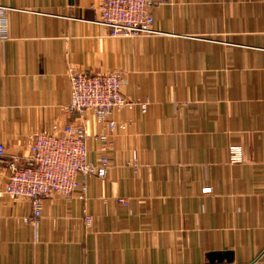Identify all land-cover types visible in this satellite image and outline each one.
Returning a JSON list of instances; mask_svg holds the SVG:
<instances>
[{
	"label": "crops",
	"instance_id": "1",
	"mask_svg": "<svg viewBox=\"0 0 264 264\" xmlns=\"http://www.w3.org/2000/svg\"><path fill=\"white\" fill-rule=\"evenodd\" d=\"M0 6V264H264V0H163L158 33L135 37L109 35L99 0ZM74 70H119L135 103L105 146L92 110L65 111ZM54 123L83 124L111 162L36 217L4 192L7 167Z\"/></svg>",
	"mask_w": 264,
	"mask_h": 264
},
{
	"label": "built area",
	"instance_id": "2",
	"mask_svg": "<svg viewBox=\"0 0 264 264\" xmlns=\"http://www.w3.org/2000/svg\"><path fill=\"white\" fill-rule=\"evenodd\" d=\"M163 0H99L100 23L109 29L111 37H135L158 33L155 28L154 9ZM6 8L0 6V39L9 36L2 15ZM70 100L64 105L68 113L83 114L92 110L96 120L104 124V131L97 138L108 142V131L125 123L112 118L115 112L132 108L135 104L122 91L123 75L119 70L87 74L74 70L69 73ZM145 107V106H144ZM88 134L81 123H67L35 133L24 157V164L14 159L8 163L4 192L14 200L29 201L34 215L41 216L44 199L55 195L65 198L78 194L86 196L87 185L82 177L104 178L111 159L104 154L92 158L88 148ZM6 154L5 144L0 142V158ZM230 160L243 161L242 148L230 146ZM205 192L210 190L206 187ZM125 205L128 202L121 199ZM89 222L91 217L85 215Z\"/></svg>",
	"mask_w": 264,
	"mask_h": 264
},
{
	"label": "water",
	"instance_id": "3",
	"mask_svg": "<svg viewBox=\"0 0 264 264\" xmlns=\"http://www.w3.org/2000/svg\"><path fill=\"white\" fill-rule=\"evenodd\" d=\"M215 257L219 258L220 260H221L223 257L228 258V260H232V257L230 256V254H226V255H219V254H216V255H215V254H213V255H211V261H213Z\"/></svg>",
	"mask_w": 264,
	"mask_h": 264
}]
</instances>
